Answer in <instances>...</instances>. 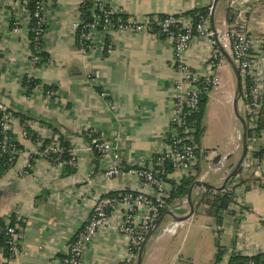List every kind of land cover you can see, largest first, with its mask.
<instances>
[{
    "label": "crops",
    "instance_id": "crops-1",
    "mask_svg": "<svg viewBox=\"0 0 264 264\" xmlns=\"http://www.w3.org/2000/svg\"><path fill=\"white\" fill-rule=\"evenodd\" d=\"M80 1H46L42 51L47 57L33 68L28 63L31 49L26 12L16 5V0H0V103L14 113L11 133L20 149L12 165L0 168V218L11 222L12 216L23 231L12 257L5 255L0 246V264H59L58 259L83 227L96 198L115 190L136 191L139 183L132 171L148 165L153 155L165 147L177 76L170 65V41L158 34L157 28L114 32L110 51L100 45L82 52L73 29ZM108 1L141 19L169 13L187 15L207 8L210 27L223 29L236 21L229 0H218L215 5L214 0ZM235 1L244 9L240 21L243 28L260 39L255 51L264 63V0ZM227 14L232 15L231 23ZM14 23L16 31L12 30ZM209 55L210 44L196 37L185 59L193 70L205 73ZM221 59L220 85L207 95L196 166L187 173L169 172L167 178L175 182L197 173L196 179L219 187L241 155L242 125L234 109L236 77L223 54ZM28 71L38 81L30 95L22 87ZM48 86L56 89L53 97L43 93ZM109 104H114L115 109ZM243 107L244 100L240 98L237 110L242 117ZM25 127L42 137L53 133L59 139L65 138L76 153L73 171L63 174V166L35 157L28 172L23 173L29 154L36 150L33 141L23 135ZM114 137L121 167L129 172L106 179L103 172L113 161L112 154H95L83 148L94 138L105 141ZM255 146L264 149L263 131ZM217 154L222 158L213 162ZM227 155L230 157L224 158ZM243 168L244 182L232 189L233 203L220 224L203 213L199 205L207 189L194 186L193 214L180 222L165 215L145 244L141 264H230L236 257L244 260L262 253L264 155ZM171 209L175 215H186V196L171 200L164 211ZM121 218L119 210L111 212L110 222L97 230L83 250L81 264H112L124 257L126 240L117 230ZM218 250L222 255L216 262Z\"/></svg>",
    "mask_w": 264,
    "mask_h": 264
},
{
    "label": "built area",
    "instance_id": "built-area-1",
    "mask_svg": "<svg viewBox=\"0 0 264 264\" xmlns=\"http://www.w3.org/2000/svg\"><path fill=\"white\" fill-rule=\"evenodd\" d=\"M47 0H35L32 13L25 9L27 0H16L22 11L26 12L27 24L30 25L31 17L36 18V27L32 40V49L29 56L31 67L39 65L41 51L40 39L45 32V8ZM84 0H81L83 2ZM235 0H229L228 5L236 15V21L223 29L210 27L208 14L195 13V20L186 14L169 13L162 18H138L128 15L121 7L112 5L108 0H94L90 7L89 18H83L78 11L77 20L73 23V29L77 32L79 50L87 52L100 45L106 50H111V35L114 32H143L157 28L158 34L170 41L172 57L170 65L177 73L173 81V111L170 117L169 127L165 136V147L155 157L149 160L148 165H141L132 172L139 183L136 191L115 190L98 196L93 203L92 209L83 225L75 234L73 240L65 247L63 255L58 259L59 264H81V254L92 241L96 232L110 222V214L119 210L122 214L121 221L117 227L118 232L126 240V251L124 257L114 261L112 264H134L138 248L143 242L146 233L153 227L156 219L161 215L171 201L172 187L162 177L165 164L170 165L172 171L187 173L196 160V146L193 143L192 128L189 116L194 111L203 94H209L218 89L220 77L218 68L221 63L222 54L220 48L228 51L239 71L241 98L244 100V118L248 119V126L256 127V120L261 111L264 100V63L261 56L255 51L260 39L249 35L243 28L241 16L243 8L236 5ZM12 13L16 15L17 10ZM12 30H17V26ZM28 26V25H27ZM198 37L210 44V55L207 59V72L200 73L193 70L185 59L187 49L193 40ZM29 81L34 78L32 73L25 74ZM23 90L27 86H22ZM37 86H34L36 88ZM49 96V94H45ZM102 97L106 94L100 92ZM115 109L114 104H109ZM13 114L11 109L0 103V154L8 156V166L16 160L19 150L10 142L11 121ZM247 124V120H246ZM26 136L27 132L23 131ZM256 136L251 139L252 149H256ZM47 140V141H45ZM36 150L30 153L29 161L25 165L23 173H27L31 167L32 158H42L46 161L64 166L75 164L76 153L73 147L65 148L61 145L57 136L50 133L47 137L37 135L33 141ZM117 138L111 140L92 139L83 149L87 152L96 150L99 154H112L113 161L106 167L103 176L106 179L120 176L129 172L121 167L120 155L118 153ZM64 152L69 155L68 159H62ZM247 153V152H246ZM249 155L244 157L241 165L249 167L253 158ZM163 171V172H162ZM166 177L168 173L165 174ZM89 180V175L86 177ZM184 201V199H183ZM23 238L20 227L12 224L8 219L0 225V240L4 239L8 250V257H12L18 250V245ZM244 264H257L252 258H248Z\"/></svg>",
    "mask_w": 264,
    "mask_h": 264
},
{
    "label": "trees",
    "instance_id": "trees-1",
    "mask_svg": "<svg viewBox=\"0 0 264 264\" xmlns=\"http://www.w3.org/2000/svg\"><path fill=\"white\" fill-rule=\"evenodd\" d=\"M34 2L35 0H27L26 5L24 6L25 9H27V11H29L30 13L33 12L34 10ZM94 0H84L83 2L80 3L79 5V11L82 15L83 18L88 19L89 18V14H90V7L92 6ZM196 12H200L202 14H207V8H202L199 10H194V11H189L187 13V15H190L194 20H195V13ZM165 15L160 16V18L164 17ZM232 15L227 14V21L229 23L232 22ZM11 24H13L14 20L11 19ZM35 27H36V18L31 17L30 19V25H29V41H30V49H32V40H33V36H34V31H35ZM43 29L44 32L46 31V25H43ZM77 33V32H76ZM43 39H40L39 42V47L41 48V51L38 52V55L40 56V61L39 64L44 62L46 59V54L42 51L43 48ZM32 81H29V79L26 77V75H24L23 79H22V86H27L26 89L24 90V93L26 95H30L32 92V88L34 86H37L38 81L35 78L31 79ZM55 88L52 86H48V87H44L43 89V93L44 94H49V96H54V92H55ZM206 104H207V94H203L200 97V101H199V105L198 107L191 112V115L189 116V122H190V127L192 128V137H193V143L196 146V150L195 152L197 153V149H198V143H199V138L200 135L202 133L203 130V126H202V119L206 110ZM12 111V110H11ZM12 114L14 116V113L12 111ZM247 120V131H246V141H247V153L246 156L249 155L255 159L256 161H260L264 155V149L263 148H257V149H252L250 151V147H251V139L252 137L256 136L259 137L261 135V132H264V100L262 103V107H261V111L260 114L258 116V119L256 120V127L251 128L248 126V119ZM52 131L56 132L55 129L53 127H51ZM25 131L27 132V136L30 138V140L35 141L36 137H37V133H33V131L31 129H28L27 127H25ZM10 142L12 145H15V147L19 149V145L16 143V141L14 140V137L12 135V133L10 132ZM1 132H0V140H1ZM60 143L62 146H64L66 149L70 148L71 145L69 144V142L63 138L61 136V138L59 139ZM47 141V140H45ZM91 141H89L88 143H90ZM93 153L95 154H99L96 150L93 151ZM156 154L153 155V160L155 161ZM61 158L62 159H68L69 155H67L66 152H64L63 154H61ZM33 160V158H32ZM31 160V161H32ZM15 161H13L14 163ZM75 164H65L63 166V174H69L73 171ZM196 165H194L195 167ZM8 166V156L4 153L0 154V168L1 169H7ZM138 168V167H136ZM244 168L242 165H240L236 172L229 178V180L227 181V183L225 184L224 188L220 191H210L209 189L206 190V192L200 197L199 199V205L202 206V211L203 213H205L206 215L209 216H213L216 220L217 224H220L222 222V218L224 216V213H226V211H228L229 206L233 203V191L232 189H234L237 185L242 184L244 182V178L241 176L242 172H243ZM172 169L170 167V165L165 164V171L164 173H162V177L167 180L168 182L171 183V200H173L174 198H183L186 196L187 191L189 186L193 183V181L197 178V173L196 174H189L185 177H183L180 181L175 182L173 180H170L166 177V173L171 172ZM163 172V171H162ZM164 212V210L161 211V213ZM11 219V223L14 224L16 223L14 218L11 216L9 217ZM4 223V219L0 218V225ZM0 246L4 249L5 255H9L8 250H7V246L5 244L4 239L0 240ZM222 255V251L218 250L216 255H215V261H219ZM252 259H254L256 261L257 264H264V251L262 253H259L255 256L250 257ZM248 258H245L244 260L236 257L234 260H232V262L230 264H244L245 261Z\"/></svg>",
    "mask_w": 264,
    "mask_h": 264
},
{
    "label": "water",
    "instance_id": "water-1",
    "mask_svg": "<svg viewBox=\"0 0 264 264\" xmlns=\"http://www.w3.org/2000/svg\"><path fill=\"white\" fill-rule=\"evenodd\" d=\"M218 0H214V5ZM220 51L222 52L223 56L227 59V61L229 62V64L232 66L234 73H235V77H236V98L234 101V109H235V113L242 125V150H241V155L237 161V163L235 164L234 168L228 173V175L225 177L224 181L222 182V184L219 187H215L201 179H195L193 181V183L189 186L187 194H186V203L189 205V211L186 215L180 216V215H175L174 211L171 210H166L163 213H161V215L156 219L153 227L146 233L145 238L143 240V242L141 243L140 247L138 248L137 254H136V258H135V262L134 264H141L142 263V257H143V253H144V249H145V244L147 242V240L149 239V237L157 230L159 229V227L162 224V220L163 217L165 215H169L174 221L176 222H180L183 221L185 219H187L190 215L193 214L194 212V205L191 201V193H192V189L194 186H200L203 187L205 189H209L210 191H220L224 188L225 184L227 183V181L229 180V178L236 172L237 168L241 165L246 152H247V141H246V131H247V124H246V120L244 117H242L237 110V103L239 101V99L241 98V85H240V77H239V71L237 66L235 65L234 61L232 60V58L230 57L229 54H227L222 48H220ZM230 155L225 156L224 158H229ZM222 158V155L217 154L214 158H213V162H218L220 159Z\"/></svg>",
    "mask_w": 264,
    "mask_h": 264
},
{
    "label": "rangeland",
    "instance_id": "rangeland-1",
    "mask_svg": "<svg viewBox=\"0 0 264 264\" xmlns=\"http://www.w3.org/2000/svg\"><path fill=\"white\" fill-rule=\"evenodd\" d=\"M30 54H31V52H30ZM30 54H29V56H30ZM28 63H29V58H28ZM28 72L31 73L30 71H28ZM205 163H206V162H205ZM205 165H208V163L205 164ZM206 167H207V166H206ZM201 168H202V169H206V168L204 167V165H202ZM207 169H208V168H207Z\"/></svg>",
    "mask_w": 264,
    "mask_h": 264
}]
</instances>
